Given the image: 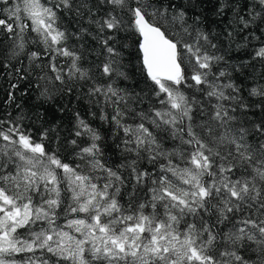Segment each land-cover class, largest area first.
Wrapping results in <instances>:
<instances>
[{"label":"snow or ice","instance_id":"6c2138e0","mask_svg":"<svg viewBox=\"0 0 264 264\" xmlns=\"http://www.w3.org/2000/svg\"><path fill=\"white\" fill-rule=\"evenodd\" d=\"M0 4L6 6L0 8L5 16L0 27L13 40L9 58L24 54L30 27L37 37L31 42L43 46L53 74L39 77L46 81L41 95L51 100L55 92L48 85L55 82H90L87 95L100 106V119L114 126V134H123L117 147L128 157L116 168L107 166L103 137L79 112L73 135L86 140L68 141L84 162L75 166L46 150L43 141L55 127L34 138L22 125L23 114L0 120V264H264V118L247 116L252 107L264 111V84L249 90L259 102L246 103L199 16L189 22L173 0ZM225 8L244 28L264 20V0H254L247 19L248 4L240 8L238 0H221L217 14ZM60 13H73L77 23L86 17L97 34L107 33L100 39L104 59L96 67L108 83L97 84L91 69L82 66L83 44L81 51L68 44L70 38L92 36L89 27L71 32ZM122 32L127 33L123 40L135 38L154 87L133 93L116 86L118 79H130L122 62L128 47ZM57 56L67 58V69L55 62ZM255 58L264 60V46ZM40 59L41 52L28 53L30 64ZM221 62L225 66L217 67ZM17 73L19 80L27 79ZM72 91L66 88L67 94ZM197 92L211 104L210 112ZM14 100L9 92L8 102ZM146 100L147 109L135 107ZM158 132L179 143L165 148ZM145 160L153 170L139 166ZM61 217L64 223L58 224Z\"/></svg>","mask_w":264,"mask_h":264},{"label":"trees","instance_id":"16d2710c","mask_svg":"<svg viewBox=\"0 0 264 264\" xmlns=\"http://www.w3.org/2000/svg\"><path fill=\"white\" fill-rule=\"evenodd\" d=\"M94 3V0H92ZM176 7H183L187 12L189 22L195 16L200 17V24L202 28L214 35V43L217 44V55H223L225 61L231 71V77L233 81L240 87L241 95L245 98V102L250 105H255L259 102L258 97L249 95V90L258 84H264V60L255 58V51L264 46V20L257 18L255 23L249 27L244 28L234 16L231 8H225L222 15H218L217 11L220 6L221 0H192L194 7L190 6L188 0H173ZM254 0H238V7L244 8L245 4H248V8L245 9L244 15L247 19V13L251 10V6ZM11 3V0H10ZM168 3V0H165ZM6 7L0 4V8ZM97 15H102V9H94ZM259 10L258 8L256 9ZM62 17V23L71 32L78 31V28L83 25L89 27V31L92 36H85L83 39L77 40L70 38L68 44L76 51H81L80 45H84V51L87 53L86 57L82 61V66L91 69L90 75L97 84H106L109 82L108 78L101 74V69L96 67L101 64L104 59L103 46L100 43V39L104 34H97L94 26H89L86 23V17L79 20L73 13H60ZM5 16L0 13V19ZM127 19V17H125ZM231 33V35H229ZM9 33H7L3 27H0V120L14 119L18 115L23 114L24 120L22 125L25 130L32 132L34 138H39L40 132L44 129L55 127L56 133H49L47 140H44L45 148L48 151L56 152V154L65 163H69L72 166L77 164L83 165L76 155L73 146L68 143L70 139H77L78 143L81 139L74 137L73 129L75 124L74 114L79 112L80 116L84 118L93 128L98 129L103 137L102 160L107 166L116 168L121 163H125L128 157L126 154H122L121 148L117 147L120 144V137L122 133L114 134V126L108 122L105 123L100 119V106L95 103L93 98L87 95L90 82L88 81H66L65 85H60L59 82H55V85H48L49 91H54L55 94L51 100L46 99L41 95V88L46 84V81H42L39 77L45 73L51 76L53 75L49 68V58L43 55V46L39 43H32L31 41L37 39L36 34L31 31V28L27 29L24 33V40L27 41L26 50L17 59L9 58V50L13 46V40L9 39ZM93 36L96 38L93 39ZM121 42L127 43L128 47L122 49L123 64L130 79L123 80L118 79L116 86L127 89L129 92L138 93L142 89L147 90L149 87H154L152 82L147 80L146 72L142 67L139 60L138 49L136 46L135 38L129 37L127 40H123V37L127 36V33H121ZM119 46V45H117ZM31 51L41 52V59L32 64L29 63L28 53ZM67 58H56L58 65H63L67 69ZM40 64L41 67L37 68L36 64ZM5 64L10 65L5 67ZM224 62H221L217 67H224ZM235 68L236 70H232ZM17 69L21 73L27 74V79L19 80ZM215 71V69H214ZM13 84H19L16 89L12 88ZM41 87H37V85ZM72 87L73 91L69 95L66 93V88ZM182 87V90L187 91ZM9 92H13L15 96L14 102H8ZM191 94V93H190ZM198 99L204 100L207 110L211 111V104L207 103V98L203 93L197 92ZM215 103V100H212ZM19 105L20 107H17ZM148 102L145 101L142 105H135L137 109L148 108ZM104 110L111 115L112 109L105 107ZM37 113L42 114V118H37ZM95 113V115H93ZM11 114V115H9ZM247 116L252 120H260L264 118V111L260 108L252 107L251 111L247 113ZM201 119H206L204 116H200ZM57 133L59 139H56ZM158 139H160L165 148L171 149L178 141H174L163 132H158ZM253 137H249V140H253ZM141 168L147 170H153V165L147 163V161H141ZM59 171V170H58ZM122 175L127 176L126 169L121 170ZM63 187V185H61ZM131 187V185H129ZM146 195V193H145ZM126 197V193H125ZM58 224H63L64 219L61 217Z\"/></svg>","mask_w":264,"mask_h":264}]
</instances>
